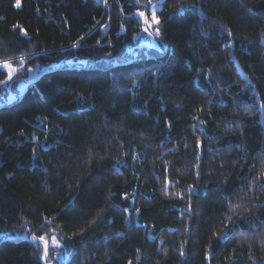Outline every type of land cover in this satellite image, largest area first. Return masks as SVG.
<instances>
[{
	"label": "trees",
	"instance_id": "obj_1",
	"mask_svg": "<svg viewBox=\"0 0 264 264\" xmlns=\"http://www.w3.org/2000/svg\"><path fill=\"white\" fill-rule=\"evenodd\" d=\"M140 7L0 0V59L89 62L0 106V264H264V0H162L165 52L109 64Z\"/></svg>",
	"mask_w": 264,
	"mask_h": 264
},
{
	"label": "rangeland",
	"instance_id": "obj_2",
	"mask_svg": "<svg viewBox=\"0 0 264 264\" xmlns=\"http://www.w3.org/2000/svg\"><path fill=\"white\" fill-rule=\"evenodd\" d=\"M162 0H153V4H157L156 12L160 10V4ZM140 4L144 7H140L136 10L135 16L137 11H145L147 15V11L150 16V9L147 6V2L140 0ZM146 7L148 9H146ZM141 19V18H140ZM142 20V19H141ZM141 29L138 31L133 32L132 42L126 45L125 53L121 57H117L115 55H109L107 59L110 60L109 64L115 63V58L118 62H125V61H134L140 58H144L148 55H162L165 52V49L162 45L161 36L156 37L154 32L153 35H148L147 33L142 31ZM149 31H153V29H149ZM113 52H111L112 54ZM29 58L27 56L16 57V58H8V59H0V64L5 61H8L13 67L11 68H1L6 72V79L1 81V89H0V106L2 105H10L17 101L19 95H22L30 86L32 79L31 77L49 70L54 67L67 65V66H76V67H88L89 62L85 60H78L74 61L73 59H68L66 61L61 62H54V63H43L37 61L33 64L28 65L25 70L22 71L23 66L27 63ZM22 62V64H21ZM14 69H18V71H14ZM28 69H32V71H28ZM11 76V78H9ZM18 76L22 77V80L18 81ZM16 80L15 84L16 87L10 91L11 85L10 83ZM6 232L0 230V238H5ZM64 262L62 256L58 258V263L62 264Z\"/></svg>",
	"mask_w": 264,
	"mask_h": 264
},
{
	"label": "snow or ice",
	"instance_id": "obj_3",
	"mask_svg": "<svg viewBox=\"0 0 264 264\" xmlns=\"http://www.w3.org/2000/svg\"><path fill=\"white\" fill-rule=\"evenodd\" d=\"M136 3L139 4L140 0H136ZM15 6L19 7L20 6V0H15ZM147 6L149 7L150 11V16H147L145 14V11H137L136 15L138 18L142 19V31L147 33L148 35H153V32L156 37H159L161 35V28L160 25L162 24V20L160 16L157 15L156 9H157V4H153V0H147ZM202 7V6H201ZM186 8V5L179 4L175 8V13L179 14L182 13ZM149 29H153V31H149ZM23 31V29H22ZM26 34V32H25ZM261 37H264V33H261ZM22 64V62H21ZM13 67L8 61L3 62L0 64V68H11ZM14 71H18V69H14ZM28 71H32V69H28ZM11 78V76L9 77ZM39 239L40 241L43 242L44 246V252H43V257L48 258L49 257V243L47 240H45L44 236H40L39 238L33 237V240ZM52 245L54 248L59 249V248H66V245H61L58 243L57 239L55 237H52ZM139 251V250H138ZM131 264V262H129Z\"/></svg>",
	"mask_w": 264,
	"mask_h": 264
},
{
	"label": "water",
	"instance_id": "obj_4",
	"mask_svg": "<svg viewBox=\"0 0 264 264\" xmlns=\"http://www.w3.org/2000/svg\"><path fill=\"white\" fill-rule=\"evenodd\" d=\"M46 261H47V259L46 258H42V264H46Z\"/></svg>",
	"mask_w": 264,
	"mask_h": 264
}]
</instances>
